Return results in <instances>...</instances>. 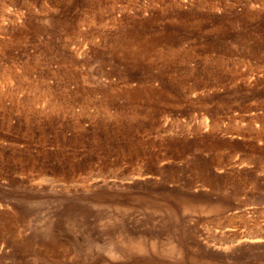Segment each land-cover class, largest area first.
Masks as SVG:
<instances>
[{"label":"rangeland","instance_id":"374dc122","mask_svg":"<svg viewBox=\"0 0 264 264\" xmlns=\"http://www.w3.org/2000/svg\"><path fill=\"white\" fill-rule=\"evenodd\" d=\"M148 258L264 264V0H0V264Z\"/></svg>","mask_w":264,"mask_h":264},{"label":"bare ground","instance_id":"6f19581e","mask_svg":"<svg viewBox=\"0 0 264 264\" xmlns=\"http://www.w3.org/2000/svg\"><path fill=\"white\" fill-rule=\"evenodd\" d=\"M129 47H123L122 50H124L122 53L124 55H131L133 54L134 58H136L135 56H139L141 57L142 53L139 52V54L137 52H132L131 50H129ZM162 54L165 55L166 59L169 61H172V63H174V60H179V57L181 58V61L186 60L187 58L190 57L191 52L189 51H185V50H180L177 48V46H171L170 48H168V50L166 52L164 51H158L157 55L159 57H162ZM143 56V55H142ZM166 61V60H165ZM190 71V70H189ZM187 72V71H186ZM189 73V72H188ZM220 226V225H219ZM222 241H220L219 243H221ZM227 242V241H226ZM225 242V243H226ZM166 247V246H165ZM174 247V246H173ZM153 249V248H152ZM165 249V248H164ZM163 249H161L162 251ZM179 250V249H178ZM152 260V259H151ZM150 258H148V260L146 261V264H152ZM143 261V260H142ZM136 262V260H135ZM141 262V261H140ZM155 262V261H154ZM158 262V261H157ZM140 264V263H139Z\"/></svg>","mask_w":264,"mask_h":264}]
</instances>
